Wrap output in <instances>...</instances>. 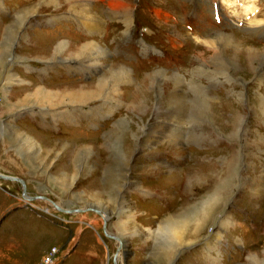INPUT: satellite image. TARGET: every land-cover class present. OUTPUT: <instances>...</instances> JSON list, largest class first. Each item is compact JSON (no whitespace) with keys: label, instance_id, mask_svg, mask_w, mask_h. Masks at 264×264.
Listing matches in <instances>:
<instances>
[{"label":"rangeland","instance_id":"obj_1","mask_svg":"<svg viewBox=\"0 0 264 264\" xmlns=\"http://www.w3.org/2000/svg\"><path fill=\"white\" fill-rule=\"evenodd\" d=\"M200 1L0 0V264H264V0Z\"/></svg>","mask_w":264,"mask_h":264},{"label":"bare ground","instance_id":"obj_2","mask_svg":"<svg viewBox=\"0 0 264 264\" xmlns=\"http://www.w3.org/2000/svg\"><path fill=\"white\" fill-rule=\"evenodd\" d=\"M115 7V6H114ZM113 9V8H112ZM243 9V8H242ZM247 13H252L251 12V7H247ZM33 14V13H32ZM82 14V13H81ZM25 15V14H24ZM84 15V14H83ZM20 16H23V15H20ZM27 16V15H26ZM26 16H23V17H26ZM30 16V15H29ZM18 17V16H17ZM27 18V17H26ZM28 19V18H27ZM30 19V18H29ZM19 20V19H18ZM27 21V20H26ZM254 22H256V21H254ZM19 23V22H18ZM22 23V22H21ZM74 23V22H73ZM256 24V23H255ZM27 25V24H26ZM24 26V25H23ZM15 27H17V25H10V26H8L7 28H6V30H7V38L8 39H10L11 40V38L14 36H16V32L17 31H15V29H17V28H15ZM76 27H77V25H76ZM91 27V26H90ZM20 28H23V27H20ZM28 28V27H27ZM22 33V32H21ZM19 34H20V32H19ZM21 36V35H20ZM88 36V35H87ZM221 37L222 36H224V38H223V41L225 42V43H227L228 44V42H232L231 40H230V37H228V35H220ZM23 37V36H22ZM214 39V38H213ZM22 40V39H21ZM61 42V41H60ZM63 43V42H62ZM74 44V43H73ZM67 45V44H66ZM84 45L85 46H82L83 47V49H85L84 51L87 53V51H91V52H93L95 55L91 58V57H89V56H87V59H91L92 61L93 60H98V57H100L99 55H98V52H97V50H102V47L97 43V42H95V41H93V42H91V43H84ZM12 46H13V44L11 43L10 45H9V47L8 48H6V49H10V50H12ZM11 47V48H10ZM59 48H57V51L59 52V51H61V47L60 46H58ZM71 47V46H70ZM226 49V48H225ZM236 49V48H235ZM238 49V48H237ZM70 50V49H69ZM218 50V49H217ZM228 50V49H227ZM221 51V50H220ZM230 51V50H229ZM235 51V50H234ZM80 52V51H79ZM224 52V51H223ZM231 52H233L232 50H231ZM13 53V52H12ZM67 53V52H66ZM89 53V52H88ZM221 54H222V52H221ZM260 54V53H259ZM83 55V54H82ZM88 55V54H87ZM91 55V54H90ZM102 56V55H101ZM58 57H59V55H58ZM106 57V56H105ZM79 58V57H78ZM102 58V57H101ZM256 58V56H253L252 55V57H250V59L251 60H256L255 59ZM260 58V57H259ZM263 59H264V55H263ZM250 60V61H251ZM76 61V60H75ZM6 62H7V60H6ZM6 64V63H5ZM248 66V65H247ZM114 67V66H113ZM123 67V66H122ZM245 67V66H244ZM254 67V66H253ZM258 67V66H257ZM128 69V68H127ZM253 69V68H252ZM119 70V69H118ZM124 70V69H123ZM131 70V69H130ZM241 70V69H240ZM239 71V70H238ZM257 71V70H256ZM261 71V70H260ZM244 72V71H243ZM129 73H130V71H129ZM8 74V73H7ZM110 74L111 75H114V77H115V80L117 79V80H119L120 81V79H121V77H123V74H121V73H119L118 71H115L113 68L110 70ZM245 74V73H244ZM248 74V73H247ZM250 74V73H249ZM126 75V74H125ZM128 75V74H127ZM132 74H130V76H131ZM121 76V77H120ZM153 76V75H152ZM7 77V76H6ZM156 77V76H155ZM161 77V76H160ZM245 77H246V74H245ZM178 78V77H177ZM241 78V77H240ZM112 79H114V78H112ZM132 79V78H131ZM146 79H147V76H146ZM115 80H114V83H115ZM116 80V81H117ZM123 80V79H122ZM135 80V79H134ZM158 80V79H157ZM160 80V79H159ZM181 79H177V81L180 83L181 81H180ZM125 81V80H124ZM123 81V82H124ZM126 82V81H125ZM182 83V82H181ZM193 83V82H192ZM101 84V87H102V84H103V82L102 83H100ZM131 84V83H130ZM158 84V83H157ZM185 84V83H184ZM196 84V83H195ZM114 85V84H113ZM134 85V84H133ZM137 85V84H136ZM177 85H179V84H176V86ZM158 86V85H157ZM180 86V85H179ZM194 88V87H193ZM38 89V88H37ZM146 90V89H145ZM158 90V89H157ZM203 90V89H202ZM147 91V90H146ZM196 91V90H195ZM199 91H200V89H199ZM150 92H151V90H150ZM159 92V91H158ZM200 93V92H199ZM149 94H151V93H149ZM198 94V93H197ZM213 94V93H212ZM259 94V93H258ZM258 94H256V95H258ZM92 95H93V93H90V94H83V96L81 97V98H83V99H85V98H89V97H92ZM158 95H160V94H158ZM192 95V94H191ZM210 95V94H209ZM261 95H264L263 93H261ZM146 96V95H145ZM183 96V95H182ZM193 96V95H192ZM199 96V95H198ZM197 96V97H198ZM205 96V95H204ZM215 96V95H214ZM151 97V96H150ZM185 97V96H184ZM212 97V96H211ZM210 97V98H211ZM29 98V97H28ZM30 98H32V97H30ZM77 98V97H76ZM147 98V97H146ZM208 98V97H207ZM260 98H261V101H262V103L264 104V96H260ZM260 98H259V100H260ZM57 99V98H56ZM149 99V98H148ZM160 99V98H159ZM195 99L197 100V98L195 97ZM30 99H28V101H29ZM87 100V99H86ZM146 100V99H145ZM183 100H185V99H183ZM188 100V99H187ZM207 100H209V99H207ZM206 100V98H205V101H207ZM215 100V99H214ZM257 100V99H256ZM31 101H34L33 100V98L30 100V102ZM173 101V100H172ZM178 101H179V99H178ZM210 101V100H209ZM82 103H84L85 101H81ZM177 102V101H176ZM183 102V101H182ZM186 102V101H185ZM204 102V101H203ZM214 102V101H213ZM176 104V103H175ZM183 104V103H182ZM208 104V103H207ZM249 105V104H248ZM177 106V105H176ZM180 107V106H179ZM182 107V106H181ZM180 107V108H181ZM206 108V107H205ZM211 108V107H210ZM178 109V108H177ZM264 111V110H263ZM240 114V113H239ZM264 115V114H263ZM123 120V119H122ZM228 124V123H227ZM118 125V124H117ZM119 126V125H118ZM159 130V129H158ZM240 130V129H239ZM133 131V130H132ZM171 131V130H170ZM152 132V131H151ZM242 132V131H241ZM178 133V132H177ZM238 133V132H237ZM240 133V132H239ZM167 134V133H166ZM129 136V135H128ZM157 136V135H156ZM127 137V136H126ZM150 137V136H149ZM158 137V136H157ZM156 137V138H157ZM172 137V136H171ZM180 137V136H179ZM119 139V138H118ZM117 139V140H118ZM137 139V138H136ZM116 141V140H115ZM156 142V141H155ZM167 142V141H166ZM125 143H127V141L125 142ZM154 143V142H153ZM169 143V142H168ZM116 145V144H115ZM129 145V144H128ZM166 145V144H165ZM178 145V144H177ZM172 148H174L173 146H171ZM118 148V147H117ZM176 151V150H175ZM178 153V152H177ZM122 154V153H121ZM120 154V155H121ZM123 155V154H122ZM127 158V157H126ZM128 164V163H127ZM122 174V173H121ZM2 174H0V176H1ZM126 176V175H125ZM17 177H12V178H9V179H16ZM23 183V182H22ZM24 185V184H23ZM22 185V186H23ZM120 191V190H119ZM27 199V201H30L31 200V198H26ZM48 201H50V200H48ZM50 203L54 206V207H56L57 209H61L62 210V208H60L55 202H53V201H50ZM66 209H68L67 207H66ZM97 210V209H96ZM50 211V210H49ZM98 211V213H99V215L100 216H102L104 219H106V217H107V213H105V212H103V211H100V210H97ZM48 212V211H47ZM212 215V214H211ZM177 217V216H176ZM182 219H184V218H182ZM170 220H171V218H170ZM174 221V220H173ZM187 220H185V222H186ZM193 221V220H192ZM216 221V220H215ZM185 222H184V224H182V225H180V228H181V226H183V225H185ZM190 222V221H189ZM166 223V222H165ZM181 223V222H180ZM197 223V222H196ZM168 224H170V222H168ZM165 225H167V224H165ZM171 225V224H170ZM177 225V224H176ZM201 226H203V225H201ZM200 227V226H199ZM197 228V227H196ZM162 229V228H161ZM170 229V228H169ZM172 229H173V227H172ZM183 229V228H182ZM160 230V229H159ZM174 230V229H173ZM197 230V229H196ZM195 230V231H196ZM161 231V230H160ZM170 231V230H169ZM172 231V230H171ZM179 231V232H178ZM183 231H185V230H183ZM199 231V230H198ZM175 232V231H174ZM176 232L177 233H173V231H172V233L171 234H174V237H175V239L176 240H181L182 241V239H180V238H182L181 237V230L180 229H178V230H176ZM200 232V231H199ZM167 234H169V233H167ZM182 234H184V233H182ZM201 235V234H200ZM192 236V235H191ZM169 237H170V235H169ZM174 237H171V239H170V241L172 240L173 241V238ZM188 237H190V236H188ZM195 238V237H194ZM174 239V240H175ZM191 239V238H190ZM184 242V241H183ZM182 242V243H183ZM180 244V243H179ZM184 244V243H183ZM182 244V245H183ZM180 246V245H179ZM178 248V247H177ZM181 248V247H180ZM178 251H179V249H178ZM172 258V257H171ZM121 260V259H120ZM170 262V261H169ZM52 264H53V262H52Z\"/></svg>","mask_w":264,"mask_h":264},{"label":"water","instance_id":"obj_3","mask_svg":"<svg viewBox=\"0 0 264 264\" xmlns=\"http://www.w3.org/2000/svg\"><path fill=\"white\" fill-rule=\"evenodd\" d=\"M0 177H3V176L1 175ZM15 180H16V181L23 182V181H22V179H20V178H19V179H18V178H16ZM2 219H4V218H2Z\"/></svg>","mask_w":264,"mask_h":264}]
</instances>
